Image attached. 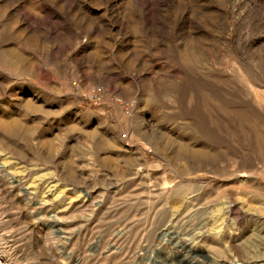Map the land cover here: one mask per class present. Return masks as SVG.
I'll list each match as a JSON object with an SVG mask.
<instances>
[{"label":"rangeland","instance_id":"1","mask_svg":"<svg viewBox=\"0 0 264 264\" xmlns=\"http://www.w3.org/2000/svg\"><path fill=\"white\" fill-rule=\"evenodd\" d=\"M141 262L264 264V0H0V264Z\"/></svg>","mask_w":264,"mask_h":264},{"label":"built area","instance_id":"2","mask_svg":"<svg viewBox=\"0 0 264 264\" xmlns=\"http://www.w3.org/2000/svg\"><path fill=\"white\" fill-rule=\"evenodd\" d=\"M86 93V97L94 103L101 102L105 96V90L102 86H95L93 89L88 90ZM116 100L121 102L122 99L117 98Z\"/></svg>","mask_w":264,"mask_h":264},{"label":"bare ground","instance_id":"3","mask_svg":"<svg viewBox=\"0 0 264 264\" xmlns=\"http://www.w3.org/2000/svg\"><path fill=\"white\" fill-rule=\"evenodd\" d=\"M166 236H167V233H166V232H164V233L161 234V238H164V240L167 239V240L169 241V240H170V237L166 238ZM182 244H183V245H182V248H185V249L188 248V245H187L185 242H182ZM150 247H151V245H147V246L145 247V249H144V255L140 256V254H137V259H138L139 261H142V262H143V259H144V258H146V260H147V259H151V257H152L151 255H150V256H146V255H148V253H150V251H151V250H150ZM189 250L192 251V249H191L190 247H189ZM184 252H186L184 255H187V254L189 253V252H187V250H185ZM144 256H145V257H144ZM139 261H138V262H139ZM142 262H141V263H142ZM146 262H147V261H146ZM135 263H136V262H135ZM142 264H143V263H142Z\"/></svg>","mask_w":264,"mask_h":264}]
</instances>
